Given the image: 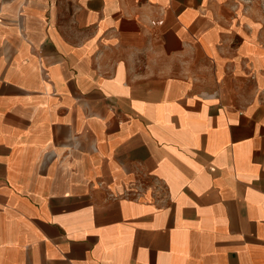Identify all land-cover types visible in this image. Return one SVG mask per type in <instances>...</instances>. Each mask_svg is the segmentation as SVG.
<instances>
[{
  "label": "crops",
  "instance_id": "obj_1",
  "mask_svg": "<svg viewBox=\"0 0 264 264\" xmlns=\"http://www.w3.org/2000/svg\"><path fill=\"white\" fill-rule=\"evenodd\" d=\"M254 5L0 0V264H264Z\"/></svg>",
  "mask_w": 264,
  "mask_h": 264
},
{
  "label": "rangeland",
  "instance_id": "obj_2",
  "mask_svg": "<svg viewBox=\"0 0 264 264\" xmlns=\"http://www.w3.org/2000/svg\"><path fill=\"white\" fill-rule=\"evenodd\" d=\"M253 4L255 5L253 7L254 10H252V14L256 18V20H262V22H264V0H253ZM242 7L243 5L240 6V10ZM249 7L252 8V5H249Z\"/></svg>",
  "mask_w": 264,
  "mask_h": 264
}]
</instances>
